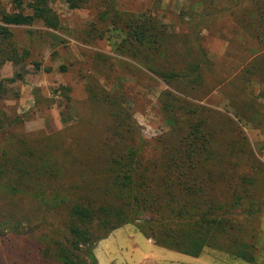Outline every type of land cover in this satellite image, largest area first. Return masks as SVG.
Segmentation results:
<instances>
[{
  "label": "trees",
  "instance_id": "obj_1",
  "mask_svg": "<svg viewBox=\"0 0 264 264\" xmlns=\"http://www.w3.org/2000/svg\"><path fill=\"white\" fill-rule=\"evenodd\" d=\"M53 1L11 0V13L0 3V69L29 57L28 49L12 42L8 26L40 22L55 32L62 29ZM66 1L73 11L88 3ZM197 2L207 23H218L224 14L230 20V35L222 26L220 37L237 50L230 49L222 65L208 58L198 33L179 35L150 15L118 12L114 5L112 14H99L100 23L123 35L116 54L166 86L158 103L171 127L156 140H146L125 96L110 93L93 77L85 88L89 115L65 133L32 139L21 117L0 112V200L12 198L0 208V228L38 240L44 264H98L97 243L129 224L169 251L198 257L211 249L249 263L255 259L258 235L251 221L262 166L251 150L246 158L243 142L232 136L241 133L238 123L264 121V113L253 107L260 106L254 100L264 101V93L255 94L253 87L264 84V0ZM107 32L91 25L85 35L98 40ZM252 42L255 46L244 45ZM14 81L0 80V100L4 85ZM215 91L225 94L236 120L200 104ZM33 95L37 104L39 90ZM250 161L258 164L247 166ZM20 198L38 207L26 214L25 229L10 223L15 215L10 206L20 205Z\"/></svg>",
  "mask_w": 264,
  "mask_h": 264
},
{
  "label": "rangeland",
  "instance_id": "obj_2",
  "mask_svg": "<svg viewBox=\"0 0 264 264\" xmlns=\"http://www.w3.org/2000/svg\"><path fill=\"white\" fill-rule=\"evenodd\" d=\"M87 2L82 11H73L66 0H54L51 8L59 16L62 26L57 32L44 28L40 22L33 26H8L12 32V42L19 49H28L29 57L20 64L6 62L1 67L0 80L13 78L15 81L4 85L6 96L0 100V112L7 117H21L22 129L32 139L46 137L56 131L65 133L71 126L77 125L81 118L89 115L90 105L87 103L85 89L89 77L98 80L110 93L125 96L126 106L148 142L156 140L170 129V124L160 113L158 103L159 94L166 86L140 65L118 56L115 48L123 37L122 33L99 21V14L110 11L111 5L118 12L136 16L150 15L166 25L170 32L179 35L188 34L193 37L194 33L200 34L201 46L206 49L208 58L218 65L225 62V56L230 49L235 47L234 51L237 50V45L220 37L222 26L224 32L230 35L231 25L227 14L219 18L216 21L218 23H207L203 5L197 0ZM0 3L6 12H13L11 0H0ZM91 25L101 30L108 29V32L102 39L91 40V37L85 35ZM244 45L255 46L254 42ZM33 62L40 64L39 70L35 69ZM46 68H50V72H46ZM61 87L69 88L70 92L64 95ZM253 87L255 94L264 93V84L254 82ZM34 89L39 90L40 99L38 97L37 104L34 102ZM224 95L223 92H212L200 104L236 120L233 116L234 110ZM254 102L260 105L255 104L254 109L264 113V101ZM250 112L252 110L248 109V113ZM238 126L241 133L233 132L232 137L241 139L243 144L240 147L245 151L246 158H249L251 150L262 166V171L258 174L256 204L253 208L256 215L251 221L257 229L259 251L255 253L252 262L211 249H204L198 257L169 251L155 246L151 239H146L134 225L129 224L97 243L93 253L98 263L264 264V121L256 117L253 123L242 122ZM2 137L3 134L0 133V139ZM242 138L245 140L242 141ZM251 164L254 166L258 163L250 161L247 166ZM11 199L0 200V208L3 209ZM20 199V205L17 204L15 208L10 206L15 212L14 221L10 223L19 222V227L25 229L26 214L38 207L28 198ZM39 250L40 243L35 238L27 234L15 237L7 230L2 233L0 228V264H44L40 260Z\"/></svg>",
  "mask_w": 264,
  "mask_h": 264
},
{
  "label": "crops",
  "instance_id": "obj_3",
  "mask_svg": "<svg viewBox=\"0 0 264 264\" xmlns=\"http://www.w3.org/2000/svg\"><path fill=\"white\" fill-rule=\"evenodd\" d=\"M99 264V263H98Z\"/></svg>",
  "mask_w": 264,
  "mask_h": 264
}]
</instances>
